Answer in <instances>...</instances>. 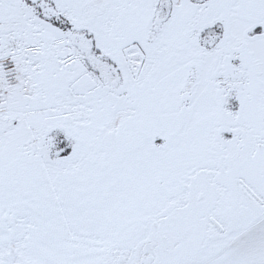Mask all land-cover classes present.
<instances>
[{
  "label": "snow or ice",
  "instance_id": "snow-or-ice-1",
  "mask_svg": "<svg viewBox=\"0 0 264 264\" xmlns=\"http://www.w3.org/2000/svg\"><path fill=\"white\" fill-rule=\"evenodd\" d=\"M0 264H264V0H0Z\"/></svg>",
  "mask_w": 264,
  "mask_h": 264
}]
</instances>
